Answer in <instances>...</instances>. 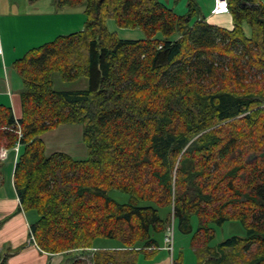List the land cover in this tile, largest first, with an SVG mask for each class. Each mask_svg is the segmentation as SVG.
Returning a JSON list of instances; mask_svg holds the SVG:
<instances>
[{
	"label": "trees",
	"instance_id": "16d2710c",
	"mask_svg": "<svg viewBox=\"0 0 264 264\" xmlns=\"http://www.w3.org/2000/svg\"><path fill=\"white\" fill-rule=\"evenodd\" d=\"M52 4L80 6L81 28L15 57L19 117L0 104V150L18 145L13 186L18 209L36 213L28 233L38 249L94 247L91 264H138L155 256L171 216L191 232L197 264H264L262 0H226L229 28L205 21L194 0L181 13L160 0ZM107 18L143 36L119 37ZM53 71L87 87L56 89ZM76 121L85 157L45 154L40 134ZM225 220L244 235L209 244L210 224ZM102 237L117 244H96Z\"/></svg>",
	"mask_w": 264,
	"mask_h": 264
},
{
	"label": "crops",
	"instance_id": "0c3cea01",
	"mask_svg": "<svg viewBox=\"0 0 264 264\" xmlns=\"http://www.w3.org/2000/svg\"><path fill=\"white\" fill-rule=\"evenodd\" d=\"M160 1L178 13L186 8V0ZM194 1L205 21L231 27L232 20L227 9L222 12L214 11L216 0ZM262 2L264 3V0ZM82 21L81 8L77 6L55 9L52 0H0V104L9 105L15 118L20 115L19 92L22 89V82L18 78V73L14 72L11 61L25 49L37 45L33 43L34 40L40 38L37 41H40L38 43L40 44L57 33L80 29ZM243 29L245 31L244 23ZM17 150L18 145L0 150V250L6 245L1 255H6V264H71L65 260L70 255L65 254L67 251L55 253L41 251L27 232L28 224L33 220L28 221V211L18 209V198L12 180ZM30 218L32 219V216ZM89 249H74L84 250L85 256L77 257L86 258L87 264H91L89 259L91 252H87ZM161 263L165 264L166 259L152 262ZM72 264L79 262L76 260Z\"/></svg>",
	"mask_w": 264,
	"mask_h": 264
},
{
	"label": "rangeland",
	"instance_id": "374dc122",
	"mask_svg": "<svg viewBox=\"0 0 264 264\" xmlns=\"http://www.w3.org/2000/svg\"><path fill=\"white\" fill-rule=\"evenodd\" d=\"M77 7L81 8L80 6ZM81 14L83 18L82 11ZM105 24L108 30L114 31L119 37L137 38L143 36V33L139 28L119 27L113 22L111 18H107ZM248 32V25L245 24V33L248 34ZM39 39L40 38L34 40L33 43L38 44L40 42H37ZM13 70L14 72H17L14 68ZM18 78L20 79L19 74ZM51 79L54 88L60 90H73L87 87V79L85 77H78L73 80H63L61 79L58 72L53 71L51 73ZM246 81V79H243V82ZM81 128V123L76 121L60 123L55 127L44 130L40 134L44 142V153L48 154L53 150H63L67 151L75 158L85 157L86 149L81 138ZM107 195L119 202H124L128 199L126 193L116 189L107 190ZM28 212V221L34 220L36 218L35 211L30 209ZM30 216H32V219L30 218ZM190 223L192 225V228L196 226L197 219L194 215L190 217ZM210 226L213 230V236L209 241V244L211 245L232 234L239 236L244 235V228L237 220H225L221 224H210ZM170 235L171 239L170 242H168L166 236L170 237ZM190 235L191 232L179 231L173 223L172 217L170 216L164 231L160 235H158L159 248L157 253L150 260L144 259L139 256L137 260L138 264H152V262L161 260L162 258L166 259L165 264H197L196 253L194 251V248L190 245ZM95 243L98 245L113 246L117 244V241L113 238L102 237L97 238L95 240ZM89 248L90 249L87 252H92V250L94 249V247ZM5 249L6 245H4L0 250V255L3 251H5ZM66 251H64L66 252L65 254H70L65 258L66 261H69L72 264L76 260H78L79 264H87L86 258L77 257V255L85 256L84 250L72 249L71 251Z\"/></svg>",
	"mask_w": 264,
	"mask_h": 264
},
{
	"label": "built area",
	"instance_id": "2783aa9c",
	"mask_svg": "<svg viewBox=\"0 0 264 264\" xmlns=\"http://www.w3.org/2000/svg\"><path fill=\"white\" fill-rule=\"evenodd\" d=\"M226 10V0H216V6L214 7L215 12H222ZM17 145V143L15 144ZM166 239L168 242H170L171 235L170 237L166 236Z\"/></svg>",
	"mask_w": 264,
	"mask_h": 264
}]
</instances>
